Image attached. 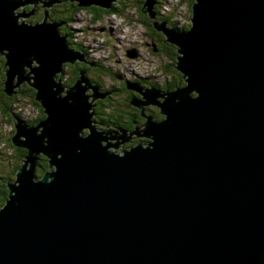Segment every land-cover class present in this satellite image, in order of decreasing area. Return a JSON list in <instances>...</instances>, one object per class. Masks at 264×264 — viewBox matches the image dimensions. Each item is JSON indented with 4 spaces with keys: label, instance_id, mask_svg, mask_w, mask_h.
<instances>
[{
    "label": "water",
    "instance_id": "water-1",
    "mask_svg": "<svg viewBox=\"0 0 264 264\" xmlns=\"http://www.w3.org/2000/svg\"><path fill=\"white\" fill-rule=\"evenodd\" d=\"M66 1L111 10L122 0L41 2ZM38 2L0 0L4 92L19 79L45 108L42 126L16 116L13 143L31 164L7 185L0 264H264V0H195L189 29L160 25L158 0L144 1L185 85L126 82L139 94L133 105L164 118L147 115L140 134L150 140L121 154L103 141L118 146L128 132L97 125L85 71L72 86L59 80L85 52L47 12L43 22L19 20L30 13L17 8ZM39 153L50 167L40 178Z\"/></svg>",
    "mask_w": 264,
    "mask_h": 264
},
{
    "label": "rangeland",
    "instance_id": "rangeland-1",
    "mask_svg": "<svg viewBox=\"0 0 264 264\" xmlns=\"http://www.w3.org/2000/svg\"><path fill=\"white\" fill-rule=\"evenodd\" d=\"M41 1L43 0H40V2L36 4L37 6L39 4L42 7L43 12L41 14V18H37L36 13H32L34 8L29 9V5H31L29 4L15 10L16 13H30L27 17H20L19 20L22 22H31L32 20L33 22H37L38 20L43 22L47 18V14L43 15V13L47 12L50 18L48 21L54 20L57 23H61V28L66 26L71 44L78 45V47H80L90 59V63L94 65L99 64L101 68H103V72L93 69L96 67H93L87 61V64L89 65L88 67H91V70L88 71V76L93 79L92 83L94 88L99 89V91L103 93H106V90H112L111 93H106L104 99L98 98L95 100L94 95L97 94V91L95 89H90L88 92L89 101L97 104L93 109L99 110V108L101 109L100 106H103L102 111L104 113H110L113 115V113L117 111L116 107H118V109L123 112L134 113L136 109L135 106H133L130 110H127L126 108L128 107L129 109L130 106L126 104L127 102L125 100L130 101L132 100V97L135 95L139 96V94L135 91V95L134 92L133 94L132 92H120V88H123L122 83L125 84L127 81H141V83L145 82V84H149L148 87L155 86L157 88H164L162 80H166V88H170V83L173 85L174 79L182 81L180 73L175 72L173 56L169 54V50L171 52H175L174 45H160L161 42H159L153 32L155 29L154 25H156L157 22H154L155 20L152 19L150 11H145V13H143L142 3L144 2L141 3L139 0H127V2H124L126 4L122 5V9L118 14L101 13L97 19L89 15L84 9H81L72 15L74 20H64L65 14L62 12V7L57 5L58 3H55L54 5L57 15L52 16L51 8L44 6ZM117 2L118 1H111L112 7ZM168 2H171V0H160L158 11L163 16H160L158 23L162 25L167 22L166 26L178 27H184V25H187L190 20L188 13V1L172 0L173 4H168ZM149 7L151 8V6ZM165 7L168 11H176V13H173L174 15L172 17L166 15L162 11V8L164 11H167L164 9ZM177 7H179L178 11ZM165 16L170 18V23L166 21ZM109 20L112 22L108 24L107 21ZM62 22H65V24ZM3 52H5V50L0 51V55H2ZM131 52H135L136 55L131 54ZM114 53L116 54V57L113 56ZM79 62L82 61L78 60L75 64L78 65ZM65 65L66 64L63 66L64 74L61 75L62 79L60 80L68 84L73 76L71 72L72 66L66 67ZM168 66L172 67L169 68ZM1 69L5 71L7 70L4 65ZM24 70L28 72L29 67L24 65ZM0 73L2 74L1 71ZM121 77H123V79H121ZM95 80L97 82H95ZM18 83L19 79H15L16 86L14 90L17 91V93L12 95L14 96L13 100H15V102L11 105L13 111L10 112V116L5 117L3 111L0 110V179L7 177L4 183L0 181V184L6 186L10 181H12V183H16L17 180V175L8 176L7 174L8 168L12 167L11 160L15 163L20 162L18 152L20 150L26 151L24 147L13 145L11 141L14 136V128H16L14 126V123L17 122L16 116H24V121L28 124H30V121H35V119H39L41 116L40 108L33 103L34 95H21L18 91L23 84H21V87L18 88ZM28 85L30 86L29 83ZM0 89H6L5 85H1V81ZM66 94L67 93L64 92V95ZM98 104L101 105L98 106ZM149 107H151L150 109H152L154 113H157L154 106H145L144 109L146 112ZM89 111L91 112V110ZM144 112L145 111H141V115L143 117ZM104 113L99 115L100 118H107L104 116ZM163 118V116H160V118L158 117L160 120ZM141 128L144 129V122L142 123ZM105 131H107V129L103 128V132ZM136 131L137 128H135L134 132ZM133 136L136 138L137 134H133L132 137ZM140 140L148 141L150 139L144 137V135H140ZM112 141L115 142L114 140ZM135 143L136 142L128 141L126 144H128L127 146L132 147L133 145H136ZM103 144L107 145L109 144V141L104 140ZM126 144L112 146L109 149L117 151L121 154L123 152L122 149H125L123 146ZM23 165L24 161L22 160L21 167ZM28 167H30V165ZM6 189L8 190L7 195H9L11 190L8 186Z\"/></svg>",
    "mask_w": 264,
    "mask_h": 264
},
{
    "label": "trees",
    "instance_id": "trees-1",
    "mask_svg": "<svg viewBox=\"0 0 264 264\" xmlns=\"http://www.w3.org/2000/svg\"><path fill=\"white\" fill-rule=\"evenodd\" d=\"M139 1H141V3L144 2V0H139ZM159 1L160 0H158V2ZM187 1H188V13L191 16L192 15V6H193V3H194L195 0H187ZM124 2H127V1H118L116 4H114L113 9H111V10H106V9H103L101 7H98V6L85 7V8L84 7H78L77 2H71V1H69V2L66 1V2L60 3L59 7L60 6L62 7V12L65 14L64 20H74L73 19L74 17H72V15H74L76 12H78V10H81V9H84L89 15H91L95 19H97L101 15V13L118 14L119 11L122 9L121 8L122 5L126 4ZM155 12L157 13V15H158L159 18H160V16H163L158 11V3L155 6ZM172 15H174V14H172ZM54 16H56V15H54ZM165 19H166V21H168L170 23V21H171L170 18H168V17L165 16ZM191 25H192V23H188L187 25H184V27H181V28H183V29H189L191 27ZM60 30H62L63 31L62 33H64L65 30H67V28H66V26L65 27H62V28L60 27ZM155 36L157 37V39L159 40V42H162V41H164L166 39V36L162 32H160V31L155 32ZM69 41L71 42L70 39H69ZM71 48L76 49V50H81V48H79L78 45H76V44H71ZM169 54L173 56V63H176V59H177V55H178L177 54V51L176 52H171L169 50ZM4 63H5V57L3 55H0V71L1 72L4 71L2 74L0 73L1 85H4L3 79H4V75H5V70L1 69V67L3 66ZM65 66L66 67L67 66H71V64L67 63ZM172 66H170V67H172ZM169 68H167V69H169ZM75 71H76L75 73L72 72V75H73L72 76V79L68 82V84H70L71 86L74 85L77 82L78 78L80 77V72L81 71H85V70L83 68H80V69L77 68ZM85 76L90 79V77L88 76V72H86V71H85ZM180 77H181V80H182V74L181 73H180ZM139 83H141V81ZM142 84L145 85V82H142ZM184 85L185 84H183V80L182 81H178L177 79H174V83H173V86L172 87L175 88V87H181V86H184ZM18 92L21 95H23V96L34 95L33 103L35 105H37L40 108V110H41V116H40V118L39 119H35V121H30V125H35L40 120L44 119L45 118V113H44L45 108L42 107V105L40 104V102L35 99L36 90L34 88L30 87L28 84L24 83ZM13 98H14V96L10 97V96L6 95V93L4 92V90L3 89H0V110L3 111V113L5 114V117L6 116L7 117L10 116V114H11L10 112L13 111V109L11 108L12 103L15 102V100H13ZM125 101L127 102L126 104H128V105L131 104V103H129L130 102L129 100H125ZM126 109L127 110H130V108L128 109V107ZM116 110L117 111L114 112L113 115L111 114V117L106 116V114H104V115L106 117H108L110 120L115 121L117 123H124V119H128V121H126V122L129 123L132 126V128H135L136 127V124H137L136 122L138 120H137V116L134 115V113H131L132 116L129 115L128 116L129 118H128L127 115L122 114L123 111L122 110H119L118 107H116ZM119 113H121V114H119ZM155 114H156V117L157 118L158 117L160 118V113H155ZM100 115H102V114H100ZM95 118H97V119L100 120L99 114L96 115ZM15 132H16V129L14 128V134H15ZM18 153H19V156H20L19 157L20 162L15 163L14 161L11 160V166L12 167L8 168V170H7L8 176H13V175H16L17 174L19 168L21 167V161L23 160V158L27 154V150L26 151L25 150H20ZM0 154H1V152H0ZM49 168L50 167H49L48 159L44 155H40L39 156V160L37 161V172H36V176L39 177V178L40 177H43L45 175V173L49 170ZM6 179H7V177H4V178L0 179V181H2L4 183V181ZM6 187H7L6 185H1L0 184V208H2L5 205L6 201H7V196H8L7 195V192H8V190L6 189Z\"/></svg>",
    "mask_w": 264,
    "mask_h": 264
},
{
    "label": "flooded vegetation",
    "instance_id": "flooded-vegetation-1",
    "mask_svg": "<svg viewBox=\"0 0 264 264\" xmlns=\"http://www.w3.org/2000/svg\"><path fill=\"white\" fill-rule=\"evenodd\" d=\"M63 3V2H62ZM57 5H60V4H57ZM55 7V6H54ZM52 8L51 9V13H52V16H54V15H57V12H56V9L55 8ZM31 8H33L32 6H30L29 7V9H31ZM157 8V7H156ZM34 11H35V13H36V15H37V18H41V14H42V7H41V5H39L38 4V6L36 5L35 6V8H34ZM43 15H45V13H43ZM159 19V18H158ZM39 21V20H38ZM37 21V22H38ZM32 23H33V20L31 21ZM35 23V22H34ZM61 32H63L62 30H61ZM153 32L155 33V32H157V30H153ZM64 34H68V29L67 30H65V32H64ZM155 39V38H154ZM161 46H166V45H172V44H170V43H168V42H166L165 40L164 41H162L161 42V44H160ZM80 48V47H79ZM90 59L88 58V57H86V59H85V61H82V62H79V64L78 65H74V64H71V66H72V71L71 72H73V73H75L76 71V69L77 68H83L86 72H88L89 70H91V67H88L89 65L87 64V61L90 63V61H89ZM93 67H96V68H93V69H96V70H100L101 72H103V68H101V66L99 65V64H96V65H94V64H92V63H90ZM70 67V66H69ZM72 79V78H71ZM121 79H123V77H121ZM90 80H91V82L93 81V79L90 77ZM168 80H171V79H168ZM95 82H97L96 80H95ZM124 83H125V81H124ZM142 84V83H141ZM67 85H70V84H67ZM142 85H144V84H142ZM145 86H148V84H145ZM121 90V91H120ZM120 90H118V91H120V92H126V93H128V92H132V94H133V90H130V89H128L127 88V84L125 83V85H124V87L123 88H120ZM106 92H108V93H111L112 92V90H106ZM134 95H135V92H134ZM136 96V95H135ZM129 103H131V100H130V102ZM131 105V106H130ZM129 106V108L131 109L133 106H135V105H133L132 103L130 104ZM98 106H100L99 104H98ZM101 107V109L99 108V110H95L96 111V115H100L101 113H104L103 111H102V109H103V106H100ZM135 112H134V115H136L137 116V124H136V127L135 128H137V133H140L141 132V127H142V123L146 120V117H147V115H150V114H153L154 115V117L156 118V116H155V113L152 111V109H150L151 107H149V109H147V112H146V110H145V112H144V117L141 115V110L138 108V107H136L135 106ZM120 110V109H119ZM159 113H160V110H159ZM104 114H106V116H108V117H111V114L110 113H104ZM119 114H121V113H119ZM122 114H125V115H127V117L129 116V115H131V113H127V112H123ZM160 115H161V113H160ZM105 116V115H104ZM105 116V117H106ZM132 116V115H131ZM100 118V116H99V118H100V120L99 119H97V118H95L94 117V120L97 122V124L101 127L102 125H104V126H108L109 128H115V129H123V130H125V131H127L128 133V136L130 137V135H131V141H133V142H136L135 144H138L139 142H146V141H144V140H140V136H136V138L133 136L132 137V134H133V132H134V130H135V128H132V126L129 124V123H127L126 121H128V119H124V123H117V122H115V121H112V120H110L109 118ZM126 117V116H125ZM129 118V117H128ZM102 119V120H101ZM156 119H158V118H156ZM128 141H130V140H128ZM128 141L127 142H125L124 144H126V143H128ZM128 144H126V145H124L123 146V148H130L131 146H127ZM134 146V145H133Z\"/></svg>",
    "mask_w": 264,
    "mask_h": 264
},
{
    "label": "bare ground",
    "instance_id": "bare-ground-1",
    "mask_svg": "<svg viewBox=\"0 0 264 264\" xmlns=\"http://www.w3.org/2000/svg\"><path fill=\"white\" fill-rule=\"evenodd\" d=\"M40 1V0H39ZM47 4L45 3V6H46ZM142 6H143V4H142ZM144 9H145V7H144ZM148 8L146 7V10H147ZM108 22V24L109 23H111L112 21L111 20H109V21H107ZM62 23H64L65 24V22H62ZM120 27V26H119ZM121 28V27H120ZM81 44V43H80ZM113 56L114 57H116V54L114 53L113 54ZM5 67V66H4ZM28 67H29V70H28V76H31V81H33L34 80V78H33V72H32V66H31V64L30 65H28ZM6 68V67H5ZM17 93V91H15L12 95H14V94H16ZM10 97H12V96H10ZM94 112V111H93ZM25 122V121H24ZM95 122V121H94ZM15 124V123H14ZM39 124L42 126V124L39 122ZM30 125V124H29ZM39 125V126H40ZM98 125V124H97ZM15 126V125H14ZM37 126V124L36 125H30V127H36ZM40 131H42V128L40 129ZM141 131H144V129H142L141 128ZM133 134H137L138 136H140V135H142V134H140V133H137V132H133ZM132 134V135H133ZM15 136V135H14ZM13 136V137H14ZM13 137H12V139H11V141H12V143H13ZM130 137H131V135H130ZM127 138V139H120L118 142V146H120L121 144H124L126 141H128V140H130L131 141V138ZM148 138V137H147ZM107 141H109V144H111L112 146H115L117 143H115V142H113L112 140H107ZM13 145H15L14 143H13ZM131 148V147H130ZM130 148H128V149H130ZM24 149H26L25 147H24ZM122 150H126V148L125 149H122ZM115 152H117V151H115ZM119 153V152H118ZM40 155H42V153H39V154H37V161L39 160V156ZM46 158H47V156H45ZM23 161L25 162V168H28V165L29 164H31V160L29 159V156H27V157H25L24 159H23ZM13 185V184H12ZM13 194V193H12Z\"/></svg>",
    "mask_w": 264,
    "mask_h": 264
},
{
    "label": "built area",
    "instance_id": "built-area-1",
    "mask_svg": "<svg viewBox=\"0 0 264 264\" xmlns=\"http://www.w3.org/2000/svg\"><path fill=\"white\" fill-rule=\"evenodd\" d=\"M168 4H173L172 0H171V2H168ZM167 8H168V7H167ZM178 8H179V7H177V11H178ZM164 9L167 10V11H164L163 8H162V11H163L166 15H168V16H170V17L173 16V15H172L173 13H176V11H168V9H166V7H165ZM189 16H190V15H189Z\"/></svg>",
    "mask_w": 264,
    "mask_h": 264
}]
</instances>
